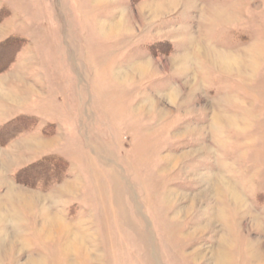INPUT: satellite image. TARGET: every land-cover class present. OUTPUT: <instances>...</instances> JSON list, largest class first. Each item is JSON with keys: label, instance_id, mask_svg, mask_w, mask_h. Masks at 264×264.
Listing matches in <instances>:
<instances>
[{"label": "rangeland", "instance_id": "1", "mask_svg": "<svg viewBox=\"0 0 264 264\" xmlns=\"http://www.w3.org/2000/svg\"><path fill=\"white\" fill-rule=\"evenodd\" d=\"M221 263L264 264V0H0V264Z\"/></svg>", "mask_w": 264, "mask_h": 264}, {"label": "bare ground", "instance_id": "2", "mask_svg": "<svg viewBox=\"0 0 264 264\" xmlns=\"http://www.w3.org/2000/svg\"><path fill=\"white\" fill-rule=\"evenodd\" d=\"M231 188V187H230ZM232 190V189H231ZM232 194V193H231ZM232 196L233 195H231V198H232ZM54 226V225H53ZM51 229V228H50ZM228 237H229V235H228ZM226 238H227V236H226ZM222 239H224V238H222ZM229 239V238H228ZM226 239H224V241H225ZM228 241V240H227ZM227 241H226V243H227ZM229 242V241H228ZM221 244V243H220ZM228 247V246H227ZM226 248V247H225ZM227 250V249H226ZM223 251H225V249L223 250ZM227 252V251H226ZM218 256V255H217ZM226 256H227V254H226ZM221 258V257H220ZM229 260V259H228ZM222 264V263H221ZM226 264V263H225Z\"/></svg>", "mask_w": 264, "mask_h": 264}, {"label": "crops", "instance_id": "3", "mask_svg": "<svg viewBox=\"0 0 264 264\" xmlns=\"http://www.w3.org/2000/svg\"><path fill=\"white\" fill-rule=\"evenodd\" d=\"M239 2V1H238ZM238 2H236V3H238Z\"/></svg>", "mask_w": 264, "mask_h": 264}]
</instances>
